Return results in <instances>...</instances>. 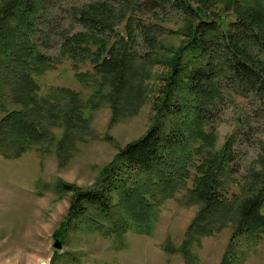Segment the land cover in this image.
<instances>
[{
	"label": "trees",
	"instance_id": "trees-1",
	"mask_svg": "<svg viewBox=\"0 0 264 264\" xmlns=\"http://www.w3.org/2000/svg\"><path fill=\"white\" fill-rule=\"evenodd\" d=\"M47 1L0 0V156L5 160L35 149L41 155L55 152L59 165L67 164L84 140L86 109L108 103L111 125L137 114L145 101V76L130 49L136 10L170 8L183 14L175 31L183 41L176 48L164 50L158 27L145 30L147 56L166 68L150 127L118 149L90 188L54 183L58 194L70 198L53 238L64 244L71 232L82 230L122 245L128 232L151 235L162 206L175 199L198 207L182 246L230 226L221 264L238 263L264 241V168L253 171L241 193H229L233 140L216 150L212 109L230 97L224 83L240 95L264 96V0H123L122 9L103 2L75 10L84 31L67 36L60 55L73 62L74 78L92 89L86 101L68 89L39 94L36 78L54 69L36 40ZM122 21L124 37L114 31ZM109 34H115L112 43ZM85 58L92 74L79 71L77 63ZM261 150L257 164L264 167V144Z\"/></svg>",
	"mask_w": 264,
	"mask_h": 264
},
{
	"label": "rangeland",
	"instance_id": "rangeland-1",
	"mask_svg": "<svg viewBox=\"0 0 264 264\" xmlns=\"http://www.w3.org/2000/svg\"><path fill=\"white\" fill-rule=\"evenodd\" d=\"M122 1L45 2L39 15L36 40L41 52L54 63V69L36 78L40 95L68 89L79 93L84 101L91 97L92 89L74 78L73 62L61 57L60 46L67 36L84 31L74 16L75 10L103 2L121 8ZM137 1L138 4L143 2ZM136 14L139 19L137 35L130 49L135 65L145 76V101L138 113L111 125L112 110L108 103L100 102L98 108L86 109L83 115L88 123L84 140L64 165H59L55 152L41 155L35 149L19 159L5 160L0 156V264H221L232 227L227 226L213 236L182 246L186 229L198 207L179 205L175 199L162 206L160 219L151 235L128 232L120 245L98 233L76 230L69 234L62 250L57 251V260L51 261L56 251L52 247L56 240L53 233L66 215L70 198V193L58 194L54 183L58 180L90 188L118 149L140 138L152 123L153 104L162 86L160 76L166 68L150 61L156 56H147L150 49L144 38L146 28L158 27L156 31L164 50L176 48L183 41L175 34L183 14L170 8L142 12L140 9ZM124 27V21L118 23L115 34L124 37ZM115 34H109L111 43ZM77 66L81 73H93L92 64L86 58ZM224 85L230 97L212 109V123L218 136L216 150H220L228 138L233 140L228 167L229 193L239 194L252 181L253 171L261 172L264 168L257 164L262 155L261 144H264V96L240 95L227 83ZM166 245L171 251L166 250ZM236 264H264V241L245 252Z\"/></svg>",
	"mask_w": 264,
	"mask_h": 264
},
{
	"label": "water",
	"instance_id": "water-1",
	"mask_svg": "<svg viewBox=\"0 0 264 264\" xmlns=\"http://www.w3.org/2000/svg\"><path fill=\"white\" fill-rule=\"evenodd\" d=\"M52 247L56 250V251H61L63 248V244L62 241L60 239H56L52 245Z\"/></svg>",
	"mask_w": 264,
	"mask_h": 264
}]
</instances>
